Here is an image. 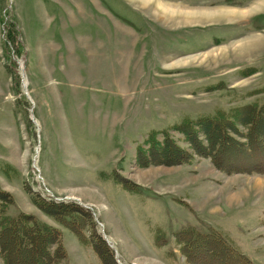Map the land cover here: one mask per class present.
<instances>
[{"label":"rangeland","instance_id":"374dc122","mask_svg":"<svg viewBox=\"0 0 264 264\" xmlns=\"http://www.w3.org/2000/svg\"><path fill=\"white\" fill-rule=\"evenodd\" d=\"M201 8L236 11L191 15ZM4 15L18 22L25 47L10 51L11 72ZM255 101H264V0H0L6 214L58 228L61 264L102 263L32 196L88 211L118 264H186L173 234L188 227L217 230L264 264V173L227 174L199 156L136 163L149 131L166 129L187 148L172 125Z\"/></svg>","mask_w":264,"mask_h":264},{"label":"trees","instance_id":"16d2710c","mask_svg":"<svg viewBox=\"0 0 264 264\" xmlns=\"http://www.w3.org/2000/svg\"><path fill=\"white\" fill-rule=\"evenodd\" d=\"M11 19L7 22V18L6 21L1 18L3 23H8L4 24L3 53L9 72L15 66L10 51L14 50L18 55L25 49L18 37L21 33L18 22L15 18ZM16 79L15 85L20 83L17 74ZM171 128L183 134L188 147L178 144L166 129L149 131L144 141L149 149L141 146L136 149V163L139 166L160 162L169 165L191 164L199 156L209 158L217 169L227 174L264 173V101L235 106L226 112L218 109L212 115L186 117ZM158 134H162V140ZM116 182L125 189L138 191L137 185L131 186L129 179L116 177ZM40 199L32 196L41 210L74 232L80 242L90 243L102 264H118L113 257V249L96 232L95 221L88 211L81 210L78 205L68 206L63 202ZM11 203L13 198L10 193L0 188V255L3 262L61 264L66 250L60 230L22 211L17 215L6 214ZM261 222L264 224V218ZM85 230L89 231L88 237ZM173 236L186 264H255L217 230L200 232L188 227L175 231ZM157 238L156 245L160 246L161 239L159 236Z\"/></svg>","mask_w":264,"mask_h":264},{"label":"bare ground","instance_id":"6f19581e","mask_svg":"<svg viewBox=\"0 0 264 264\" xmlns=\"http://www.w3.org/2000/svg\"><path fill=\"white\" fill-rule=\"evenodd\" d=\"M224 10H227V11H233L235 12L236 10H233V9H206V8H201V9H196V10H192L193 12L191 13V15L194 16V12L196 13V15L198 16H202V15H209L211 13L213 14H220V13H223ZM168 12V10H166ZM239 12V11H237ZM232 13V12H231ZM190 14L189 15H180L179 18H187V19H193V17L191 16ZM186 20V19H185Z\"/></svg>","mask_w":264,"mask_h":264},{"label":"water","instance_id":"95a60500","mask_svg":"<svg viewBox=\"0 0 264 264\" xmlns=\"http://www.w3.org/2000/svg\"><path fill=\"white\" fill-rule=\"evenodd\" d=\"M21 67V66H20ZM23 86H24V88H25V85L23 84ZM26 94V97H28V99H30V97L28 96V94L27 93H25ZM31 101V100H30ZM32 102V101H31ZM104 238H105V240L108 242V243H110L109 242V240L104 236ZM111 247H112V245H110Z\"/></svg>","mask_w":264,"mask_h":264}]
</instances>
